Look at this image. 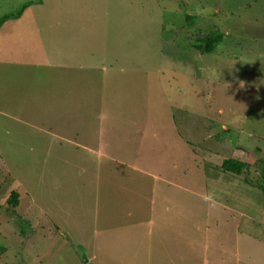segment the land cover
<instances>
[{
	"label": "rangeland",
	"instance_id": "rangeland-1",
	"mask_svg": "<svg viewBox=\"0 0 264 264\" xmlns=\"http://www.w3.org/2000/svg\"><path fill=\"white\" fill-rule=\"evenodd\" d=\"M25 4L0 26V264H264V0H0V18Z\"/></svg>",
	"mask_w": 264,
	"mask_h": 264
},
{
	"label": "trees",
	"instance_id": "trees-1",
	"mask_svg": "<svg viewBox=\"0 0 264 264\" xmlns=\"http://www.w3.org/2000/svg\"><path fill=\"white\" fill-rule=\"evenodd\" d=\"M29 4L22 5L19 10L14 13H10L4 15L0 18V26L7 20L16 19L20 16V14L27 8ZM222 35L219 32H211L204 36L203 38L199 39L196 44L195 48L198 49L201 53H210L213 51L217 46H219L222 42ZM236 158L227 159L222 163L221 168L224 171L231 172L234 174H240L248 165L244 162L235 160ZM264 192V189H263ZM8 204L12 207L9 214L16 215L15 208L18 206V194L14 191L10 193V196L7 200Z\"/></svg>",
	"mask_w": 264,
	"mask_h": 264
},
{
	"label": "crops",
	"instance_id": "crops-1",
	"mask_svg": "<svg viewBox=\"0 0 264 264\" xmlns=\"http://www.w3.org/2000/svg\"><path fill=\"white\" fill-rule=\"evenodd\" d=\"M69 20V19H68ZM78 24L79 23H76V28H77V26H78ZM69 34H71V33H69ZM60 36H62L61 35V33L59 34ZM65 36L66 37H64L63 36V38H61V39H67L68 38V36L65 34ZM95 40H96V38H95ZM34 42H36V41H34ZM63 44L62 45H65V47H63V48H60V47H58V46H56V49H54V50H57L58 49V52H65L66 54L67 53H70L71 51H72V49L71 50H69V49H65V50H62V49H64V48H69V40H67V41H65V42H62ZM36 45H37V42H36ZM60 46V45H59ZM95 46V45H94ZM96 47H98V48H100V51L101 52H104V51H106V49H105V47H104V45H103V43H98V45L96 46ZM60 48V49H59ZM91 51H93V52H95V49H94V47H93V49L91 50ZM81 57H79V58H77V59H73L72 61L71 60H69V69H71V67H73L74 65H82V64H85V65H87L85 62H84V58H83V55L81 54L80 55ZM73 58H75V57H73ZM65 65H68V64H65ZM65 67H68V66H65ZM85 144V146L84 145H82V146H80L81 148H84V149H87L88 150V152H91V153H93V152H95L96 154H98V155H101V153H100V151H99V148L101 147V145H99V144H93L92 145V147H90V145H91V143H84ZM96 148H98L97 149V151H96ZM125 157L124 155H119V158H116L115 157V160L118 162V165H123L124 164V162L126 161L123 157ZM123 159V160H121V159ZM160 179H163L162 177L160 178ZM217 207L218 208H223L224 207V205H223V203L222 204H218V202H217ZM155 211V210H154ZM165 211H168L167 209H164V208H162V212H165ZM245 217H243L242 219H244ZM246 219H248V222H251V219L249 218V217H246ZM154 224V221L152 222V227L154 226L153 225ZM150 225V226H151ZM247 225L249 226V224L247 223ZM244 230H245V228H244ZM149 232H151V230L149 231Z\"/></svg>",
	"mask_w": 264,
	"mask_h": 264
}]
</instances>
